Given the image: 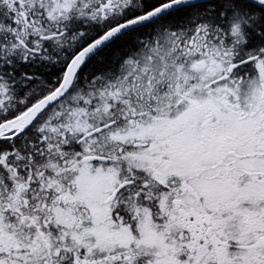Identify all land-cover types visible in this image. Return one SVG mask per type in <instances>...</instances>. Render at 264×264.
I'll use <instances>...</instances> for the list:
<instances>
[{
    "label": "snow or ice",
    "instance_id": "6c2138e0",
    "mask_svg": "<svg viewBox=\"0 0 264 264\" xmlns=\"http://www.w3.org/2000/svg\"><path fill=\"white\" fill-rule=\"evenodd\" d=\"M0 264H264V0H0Z\"/></svg>",
    "mask_w": 264,
    "mask_h": 264
}]
</instances>
